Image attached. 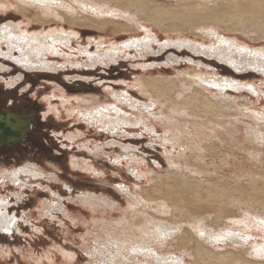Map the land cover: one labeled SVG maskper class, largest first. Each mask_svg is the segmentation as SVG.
Wrapping results in <instances>:
<instances>
[{"label": "rangeland", "instance_id": "rangeland-1", "mask_svg": "<svg viewBox=\"0 0 264 264\" xmlns=\"http://www.w3.org/2000/svg\"><path fill=\"white\" fill-rule=\"evenodd\" d=\"M49 1L53 6L61 3ZM145 1L154 8L175 13L180 12V6L186 5L188 0ZM21 6L29 10L22 13ZM42 7L46 6L34 0H0V28L12 24L16 31L21 28L28 35L45 34L56 29L79 33L71 40L72 44L60 46L64 56H49V62L54 65L52 70L31 71L0 60V66L4 68L0 70V111L10 106L13 113L32 112L36 115L34 127L23 144L0 149V202H7V209L6 204H2L7 217L15 219L14 224L10 221L3 226L12 229V234L0 231V264H100L103 259H108L105 254L102 256L101 250L110 247L112 238L124 240L127 237L128 227L124 223L128 217L170 218V215L160 214L155 204L143 198L141 191L161 194L180 188L183 185L180 179L189 173L187 163H193L199 154L204 157L211 177L218 178L217 174L222 177L224 173L227 182L233 177L228 170L255 172L258 162L264 166V156L259 157L255 148H238L229 163L223 162L219 153L220 142L212 134L206 136L208 129L197 126L202 121L219 120L232 122L238 129V137L245 136L251 126L264 133V73L252 67L234 69L227 61H222L218 56L222 51L214 55L212 50L218 46L217 39L208 33L219 31V35L226 38H235L234 35L213 27L165 34L140 13L131 10L126 11L130 12L134 22L130 23L126 17L117 18L116 31L112 25H108L105 31L81 30L64 18L53 17L48 21L40 11L44 9ZM52 9L62 10L58 7ZM220 9V6L216 7L217 11ZM224 26L227 28L229 24ZM146 28L153 30L152 36H158L148 43L150 49H146L143 43L145 38L148 40ZM236 35L239 37L236 45L248 50H242L243 54L252 60L259 58L263 63L264 40L253 41L259 38L256 35ZM137 40L142 44L135 46ZM236 49L231 53L240 60L241 53L239 48ZM87 50L96 54L98 59L102 57V63L93 67L86 57ZM255 50L262 52L256 54ZM106 55L111 56L106 58ZM196 74H202L206 80L210 78L209 82L215 79L236 81L240 86L213 88L198 80ZM148 79L166 80L171 100L178 106L185 104L182 109L175 108L172 114V121L186 131L180 136V147H173L174 144L165 141V138H171L167 134L168 121L164 120L170 111L141 85V80ZM12 80L17 83L10 87L8 84ZM192 95L198 103L184 102ZM209 102L225 109L220 110ZM94 110L107 115L103 119L106 126L99 122L91 124L81 115ZM122 116L128 119V123L119 121ZM255 146L264 149V141ZM180 153L182 159H175L171 164L170 159ZM25 166L39 169L32 168L37 172L34 176H39L20 172L17 180L4 177L3 172ZM263 169L259 170L262 176ZM231 182L229 186L237 188L235 195H245L240 191L247 188L245 181ZM4 208H1L2 212ZM255 222L257 220L233 227L235 233L238 230L241 234L252 235L246 239L248 244L243 247L220 244L211 248L208 254L218 264H225L221 261L224 252L244 249L245 254L235 252L237 257L246 262L253 260L264 264V257L255 256L256 244L264 239V230L260 231ZM172 239L167 240L171 243ZM169 247L174 248L173 245ZM151 248L160 256L168 257V264L193 263V259L182 252L165 251L166 248L159 245ZM126 250L122 257L128 256ZM155 253L153 256L160 258ZM142 258L138 261H148ZM118 260H122L121 257ZM148 263L157 262L151 258Z\"/></svg>", "mask_w": 264, "mask_h": 264}, {"label": "bare ground", "instance_id": "bare-ground-1", "mask_svg": "<svg viewBox=\"0 0 264 264\" xmlns=\"http://www.w3.org/2000/svg\"><path fill=\"white\" fill-rule=\"evenodd\" d=\"M34 1L39 5L46 6L42 7L44 9L40 11L45 15L48 21L53 20V17L57 19L64 18L69 24L81 30L96 29L105 31L108 25H112L114 27L113 29L116 31V26L119 21L115 19L126 17L130 23L134 22V19L130 16V12L126 10L140 13L145 19L152 22L165 34L186 33L193 30H202L206 27L224 29L226 32L234 35L233 37L235 38L221 37L218 33L219 31H213L212 33H210V31L209 33L207 32L210 37L215 36L218 41V46L212 47L214 55L219 54V58H221L222 61H227L234 69L239 70L243 67H252L264 73V62H260L261 60L259 58L253 60L250 59L252 57L247 58L246 54L244 55L242 52V50L246 48L237 46V42H235L237 38L239 39L236 34L259 36L258 39H252L253 41H260V39L264 40V0H188L186 5L180 6V12L177 11L175 13L154 8L145 0H58V2H61H59L60 5L56 0L57 6H53L52 2L49 0ZM25 3L29 5L27 1H25ZM157 3L159 5L164 4ZM53 4L55 3L53 2ZM219 6L221 9L217 11L216 7ZM53 7H58L62 10H53ZM28 10L29 9L23 6L20 8L22 13ZM126 12L128 15L125 16ZM225 24H229V26L226 28L224 26ZM15 29L16 28L12 26V24L3 25V27L0 28V58L31 71L38 70L44 72L46 70H52L54 65L49 62V56H64L59 50L61 48L60 46H69L72 44L71 40L79 36L78 32L73 31L68 33L64 29H56L45 34L43 32L33 33L31 35L22 32L21 28L19 32ZM146 32L148 40L145 38L143 43L146 44L144 45L146 49H150L151 46L148 43L155 41L158 36H152L151 32H153V30L148 31L147 28ZM137 41L135 46L142 44L139 40ZM169 42L172 43V41ZM169 42L167 43L168 45ZM181 43L184 44L185 42ZM236 48H239V52L242 54H240L242 58L240 60H237L231 53L232 50H237ZM228 50L230 53H222ZM254 52L257 54V52L261 53L262 50H255ZM85 54H87L86 57L90 60L93 67L99 62L102 63V57L98 59L96 54H90L88 50L87 52L85 51ZM258 55L260 56V54ZM110 56L106 55L105 57L110 58ZM261 56H264V53L263 55L261 54ZM3 69V66H0V70ZM201 75L198 74L196 76L197 79L199 78L201 82H205L213 88L217 87V89H222L223 87V89H231L240 86L235 80L234 83H237V85L232 83L233 81L228 80L215 79L209 82L208 80L210 78L206 80V78L203 79L202 77L204 76ZM19 78L20 77H18V79ZM165 81L166 80L154 79L141 80V85L147 88L154 97L156 96V99L159 101L161 100L162 103L166 105L167 110L170 111V114L166 116L164 120L168 121L169 126L167 134L171 135V138H165V141L174 144L172 145L173 147H180V136L184 135L186 131L180 129L177 123L172 121V114L175 108L182 109L185 104L178 106L177 103L171 100ZM16 83V80H12L8 85L12 87ZM253 88L255 87L253 86ZM64 98L66 99L65 96ZM81 100L83 102H88L85 99ZM186 101L188 104L189 102L190 104L198 103L194 95L187 98L184 102ZM209 103L220 110L225 109L224 106H219L212 102ZM103 108L105 109V107ZM184 109L186 108L184 107ZM94 111L82 113L81 115L91 124L99 122L102 126H106V120L103 119L105 117L107 118V115L97 110ZM103 111L102 109V112ZM196 116L199 117L198 115ZM124 118L125 117L121 118L119 121L123 122L122 124L128 123V119L126 120ZM110 122L112 121L110 120ZM215 125H217L218 128H215ZM197 126L200 129H208L209 134H206V136L212 134L213 137L220 142L222 148L219 153L225 163L230 162L229 159L235 156L238 148H255L259 157L264 156V149H259V147L255 146L259 141H264V133H261L256 126H251L243 137L237 136L238 129L232 122L224 123L219 120H208L198 123ZM244 144L249 145V147H245ZM226 146H229V148L227 149ZM182 157L183 154L180 153L177 157L170 159L171 164L175 162V159H182ZM258 163L259 165L254 167L255 172L246 170L241 171L238 169H234L233 171L228 170V172L233 175L231 181H245L247 188H245V191L240 190L245 195L237 196L234 194L237 188L229 186L232 185V182L226 181L228 179L226 174L223 173L222 177H219L218 175L220 174H217L218 178H212V174H210L209 171L210 169L208 170L204 162V157L200 154L194 158L193 163H187L189 173L184 174L180 179L183 183L180 188L169 189L161 194H153L154 192H149V190H142L141 193L143 194V198L151 204H155V209H157L160 214L166 217L170 215V218L149 220L146 217H143V219L138 218L137 215L128 217L127 221L124 223V225L128 227L126 229L127 237L124 240H122L121 237L116 239L112 238L110 247L101 250L102 256L105 254V257L108 259H103L100 264H128L130 261L132 262L131 264H149L148 261L151 258H154L157 262L156 264H168L167 262L169 261L166 260L168 257L160 256L155 249L151 248L153 245H159L161 248H166L165 251L169 250L170 252L172 251V253L173 251L182 252L184 256L193 259L192 264H218V261H214V257L208 254L211 248L220 246V244H222V246L232 244L237 247H243V245L248 244L246 239L252 237V235L241 234L242 232L240 233L238 230V234H236V228L234 229L233 227L245 225L248 221L253 223V220H257L258 224L255 223L260 228L259 230H264V218L261 217L264 215V176H262V172L259 173L261 167L264 168V166L261 165L263 163ZM74 164L75 163H73V165ZM76 165L78 166V163ZM32 168L36 169V167ZM32 168L30 166H25L19 170L5 171L3 173L5 178L17 180L20 172L34 176L36 171L34 172ZM250 168L252 169V167ZM36 170L40 171L39 169ZM181 188L184 189V191H182ZM3 203L6 204L7 202L5 203V200H3ZM2 204L0 202V228H2L5 223L9 224L11 221V219L7 217L5 211V208L7 209V204L5 208ZM1 208H4V212H2ZM216 231H219V233ZM12 232V229H9L7 234H12ZM110 236L111 235L108 234V237ZM168 238H173V241L169 243L167 240ZM262 242H264V239L260 241V243H257L255 248V256L257 255L259 258L264 257V246H262ZM127 245H129V248H126ZM169 245H173L174 248H170ZM114 246H116L115 252H113ZM251 249L254 248H250V250ZM124 250L127 251L128 256L122 257L123 255L121 256V254ZM235 252L245 254L246 251L244 249L227 250L223 253L224 256L222 258L224 260L221 261H225V264H262L253 260L246 262L237 257L238 254ZM154 253L155 255L158 254L160 258L154 257ZM166 254H168V252L164 255ZM119 257H121L122 260H118ZM140 257H143L145 260L148 259V261L144 263L141 261L139 262L138 260ZM170 259L172 260V258Z\"/></svg>", "mask_w": 264, "mask_h": 264}, {"label": "water", "instance_id": "water-1", "mask_svg": "<svg viewBox=\"0 0 264 264\" xmlns=\"http://www.w3.org/2000/svg\"><path fill=\"white\" fill-rule=\"evenodd\" d=\"M35 116L32 112H23L22 115L13 113L10 106L2 109L0 111V149L23 144L27 134L34 127Z\"/></svg>", "mask_w": 264, "mask_h": 264}, {"label": "snow or ice", "instance_id": "snow-or-ice-1", "mask_svg": "<svg viewBox=\"0 0 264 264\" xmlns=\"http://www.w3.org/2000/svg\"><path fill=\"white\" fill-rule=\"evenodd\" d=\"M10 223L14 224L15 223V219L13 218ZM0 231H3L5 233H7V232H9V228L8 227H4V228L0 229ZM202 235H203V233H202Z\"/></svg>", "mask_w": 264, "mask_h": 264}]
</instances>
